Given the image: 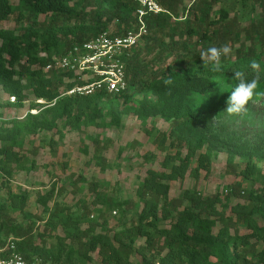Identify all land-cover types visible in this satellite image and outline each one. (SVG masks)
Wrapping results in <instances>:
<instances>
[{
    "label": "trees",
    "instance_id": "1",
    "mask_svg": "<svg viewBox=\"0 0 264 264\" xmlns=\"http://www.w3.org/2000/svg\"><path fill=\"white\" fill-rule=\"evenodd\" d=\"M156 1L165 11L144 17L147 33L124 57V91L61 95L80 80L65 82V76L73 77L69 71L45 73L48 58L101 31L124 33L136 25L137 3L0 0V22L15 20L13 28L0 27V88L14 96L17 105L27 92L35 100L45 101H32L30 109H38L36 113L28 111L23 118L0 127V172L9 176L14 167L25 169L22 159L27 156L19 152L20 140L42 131L59 132V121L74 130L119 126L126 105L135 100L134 112L143 125L149 117L153 124L157 119L168 123L155 137L165 152L162 169H147L135 190L137 201L99 195L96 184L88 183L90 205L82 199L79 206L64 207L56 199L62 188L52 183L37 199L47 215L38 228L36 222L43 218L24 211L27 192L8 190L6 195L0 194V246L11 238L24 258L39 257L54 264H89L92 253L100 264H264V185L240 190L237 183L225 197L185 189L180 197L169 198L168 183L183 179L187 172L196 177L199 170L208 171L218 145L224 144L219 136L225 132L255 130L264 138V0H250L247 17L241 8L245 0ZM224 45L231 53L220 58L222 70L213 72L204 53ZM253 62L257 68L251 66ZM235 71L246 79H256L259 88L245 112L229 115L224 109L236 84ZM168 75L174 77L171 85L163 83ZM107 116L109 121H105ZM167 141L173 151H167ZM92 144L93 158L103 169V144L96 137ZM241 157L245 163L241 174L252 177L257 171L253 155L247 152ZM263 158L257 155V159ZM226 163L238 168L233 152L228 153ZM229 196H240L243 202L229 204ZM7 202L21 219L10 215ZM136 206L140 208L132 220L118 226L112 235L105 219L98 222L90 215L91 211L102 215L104 209H112L124 216ZM58 227L63 236L54 233ZM138 238L143 244L135 246ZM134 253L139 254L138 259Z\"/></svg>",
    "mask_w": 264,
    "mask_h": 264
},
{
    "label": "rangeland",
    "instance_id": "2",
    "mask_svg": "<svg viewBox=\"0 0 264 264\" xmlns=\"http://www.w3.org/2000/svg\"><path fill=\"white\" fill-rule=\"evenodd\" d=\"M16 1L11 0L12 3ZM241 8L244 16H249L250 0H245ZM14 26L13 17L0 22L2 28ZM78 77L74 75L72 78L68 77V82L79 81ZM32 101L37 102L27 92L20 105L15 104L16 100L10 103L9 95L0 88V127L8 126V121L11 119L23 118L30 110ZM135 105V100L126 105L119 126H83L80 130H74L59 121V132L53 129L39 132L33 137L26 135L19 142V152H24L27 156V160L22 159L25 169L19 170L14 167L9 176L0 172V194L4 196L8 190L13 193L26 191L28 198L24 211L30 215L39 214L40 219L43 218L40 222H36L38 228L42 227L47 215L42 212V206L37 203V199L39 195L51 188L52 183L62 188L56 199L64 207L79 206L82 199L90 205L92 196L88 183L96 184L99 195L130 198L137 201L135 190L147 169H162L160 163L164 159L165 152L159 149L155 137L159 131H165L168 128V123L157 119L153 124V118L149 117L146 126L143 125L136 117ZM105 121H109L108 116ZM145 128L149 129V132H146ZM258 134L255 130H230L221 134L219 137L224 144L218 145L216 155L211 160L210 169L199 170L196 177L193 173L187 172L183 179L169 181V198L180 197L185 189H197L203 196L218 193L225 197L230 187L237 183L240 184V190L264 185V158L257 159V155L264 157V138ZM95 137L103 144L102 158L105 164L103 169L93 158L92 139ZM168 143L167 141V151H173L168 147ZM229 152L235 154L238 168L233 169L227 165ZM247 152L253 155V161L257 166V171L252 177H243L241 174L245 165L241 154ZM73 182L76 184H72ZM237 202H243L240 196L228 197L229 204ZM139 208L140 206H136L133 210H128L124 216L112 209H104L102 215L91 211L90 215L91 219L98 222L105 219L106 229L112 235L113 230L118 226L128 224ZM7 209L10 215L21 219L18 210L10 202H7ZM227 212L229 213L228 210ZM82 227H85V224ZM97 230L100 231V227ZM54 233L64 235L60 227ZM50 241L51 239L47 240V242ZM38 243L42 242L38 241ZM140 244H143L142 238L137 239L135 246ZM92 257L93 261L89 264H100L96 253H92ZM138 258L139 254L134 253V259Z\"/></svg>",
    "mask_w": 264,
    "mask_h": 264
},
{
    "label": "built area",
    "instance_id": "3",
    "mask_svg": "<svg viewBox=\"0 0 264 264\" xmlns=\"http://www.w3.org/2000/svg\"><path fill=\"white\" fill-rule=\"evenodd\" d=\"M138 7L134 11L136 25L122 34L113 35L109 31H101L96 36L73 45L61 54L51 55L43 66V71L72 72L79 76L80 83L71 88L63 89L61 95H87L104 89L109 93L122 92L127 87L126 66L124 57L138 44L140 39L147 33L144 17L157 14L165 10L156 0H133ZM46 56L45 53H40ZM68 82V76L63 79ZM10 102H15L14 96H9ZM44 103L43 99H36ZM36 113L37 109H30ZM0 264H54L44 262L39 257L28 260L15 248L13 239L0 246Z\"/></svg>",
    "mask_w": 264,
    "mask_h": 264
},
{
    "label": "clouds",
    "instance_id": "4",
    "mask_svg": "<svg viewBox=\"0 0 264 264\" xmlns=\"http://www.w3.org/2000/svg\"><path fill=\"white\" fill-rule=\"evenodd\" d=\"M231 53V48L227 45L222 47H210L206 50L204 55L208 57V60L212 63L211 71L220 72V58L222 56H227ZM253 68H257L258 65L253 62L251 65ZM233 79L236 81L235 86L229 92L226 99V108L224 109L229 115H240L246 111V106L249 101L253 98L254 94L257 93L259 88L258 81L256 79H246L244 74L240 71H235L233 74ZM165 85H171L174 83V77L168 75L163 79Z\"/></svg>",
    "mask_w": 264,
    "mask_h": 264
}]
</instances>
